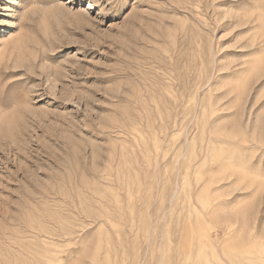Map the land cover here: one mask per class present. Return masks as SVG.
I'll list each match as a JSON object with an SVG mask.
<instances>
[{
    "label": "rangeland",
    "instance_id": "1",
    "mask_svg": "<svg viewBox=\"0 0 264 264\" xmlns=\"http://www.w3.org/2000/svg\"><path fill=\"white\" fill-rule=\"evenodd\" d=\"M0 264H264V0H0Z\"/></svg>",
    "mask_w": 264,
    "mask_h": 264
}]
</instances>
